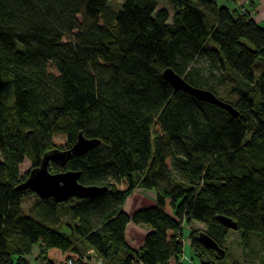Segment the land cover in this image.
Instances as JSON below:
<instances>
[{
	"label": "trees",
	"instance_id": "1",
	"mask_svg": "<svg viewBox=\"0 0 264 264\" xmlns=\"http://www.w3.org/2000/svg\"><path fill=\"white\" fill-rule=\"evenodd\" d=\"M123 1L0 0V264H184L185 229L193 256L215 264L231 230L221 217L243 246L264 240V28L219 0ZM167 69L238 117L174 90ZM79 135L100 143L49 171L104 193L57 203L17 189L25 161L36 169ZM138 189L155 202L130 215ZM130 224L148 230L140 249Z\"/></svg>",
	"mask_w": 264,
	"mask_h": 264
},
{
	"label": "water",
	"instance_id": "2",
	"mask_svg": "<svg viewBox=\"0 0 264 264\" xmlns=\"http://www.w3.org/2000/svg\"><path fill=\"white\" fill-rule=\"evenodd\" d=\"M163 77L174 90L189 93L200 102L217 106L230 113L233 117H238V113L229 103L220 100L210 91L190 86L181 76L172 70H165ZM99 143L97 140H87L82 135H79L76 143L70 150H53L46 153L41 165L36 169L30 170L25 181L17 189L30 191L42 200L53 199L57 203H63L73 198H92L104 193L106 191L105 188L87 187L80 184L79 178L81 174L79 172L51 173L49 171L50 163L64 166L72 155L82 156L99 145ZM220 221L231 230H236L237 228L236 223L229 218L221 217ZM200 238L205 248L213 250L221 256L224 255V250L212 238L207 235H202Z\"/></svg>",
	"mask_w": 264,
	"mask_h": 264
},
{
	"label": "rangeland",
	"instance_id": "3",
	"mask_svg": "<svg viewBox=\"0 0 264 264\" xmlns=\"http://www.w3.org/2000/svg\"><path fill=\"white\" fill-rule=\"evenodd\" d=\"M160 4L166 9H170L171 4L169 0H158ZM123 0H110L109 6L119 12L123 7ZM172 15V14H171ZM211 45V44H210ZM256 75H259V71L256 70ZM30 171V163L25 161L20 166L21 176H25ZM35 202V196L29 195L24 199L23 209L24 214L28 215L33 204ZM155 202V195L153 192H149L143 189L136 190L132 196L126 201L125 207L129 209V214L131 215L134 211L139 209H144L152 206ZM195 231L202 233L207 229L205 225L201 223L194 222L191 227ZM188 229L184 230L183 242L185 243V256L183 258L184 264H201L198 259H196L189 247V241L187 239ZM226 242L224 247L226 249L227 255L225 259L216 261L215 264H233L234 262H246L247 264H264V240L255 239L251 240L248 246H243L238 232L235 230H230L225 237Z\"/></svg>",
	"mask_w": 264,
	"mask_h": 264
},
{
	"label": "crops",
	"instance_id": "4",
	"mask_svg": "<svg viewBox=\"0 0 264 264\" xmlns=\"http://www.w3.org/2000/svg\"><path fill=\"white\" fill-rule=\"evenodd\" d=\"M222 1V2H220ZM219 2L229 4L230 7L236 6L239 10L252 9L253 19L254 21L261 27L264 28V0H236V4L225 2L224 0H219ZM160 8H164L162 4H160ZM124 210L129 214V209L127 207ZM135 212V211H134ZM133 212V213H134ZM148 230L145 227L135 226L133 224L128 225L126 231V239L128 244L134 249H140L143 243L144 236L147 234ZM51 257L55 260L61 262L66 258V255L59 251H52ZM95 264V263H92Z\"/></svg>",
	"mask_w": 264,
	"mask_h": 264
},
{
	"label": "built area",
	"instance_id": "5",
	"mask_svg": "<svg viewBox=\"0 0 264 264\" xmlns=\"http://www.w3.org/2000/svg\"><path fill=\"white\" fill-rule=\"evenodd\" d=\"M243 14H244V12H243ZM89 253H90V255H93V252L92 251H90ZM69 264H72V263L70 262ZM95 264H102V263H101L100 260H95Z\"/></svg>",
	"mask_w": 264,
	"mask_h": 264
},
{
	"label": "flooded vegetation",
	"instance_id": "6",
	"mask_svg": "<svg viewBox=\"0 0 264 264\" xmlns=\"http://www.w3.org/2000/svg\"><path fill=\"white\" fill-rule=\"evenodd\" d=\"M28 175V174H27ZM26 176V175H25Z\"/></svg>",
	"mask_w": 264,
	"mask_h": 264
}]
</instances>
